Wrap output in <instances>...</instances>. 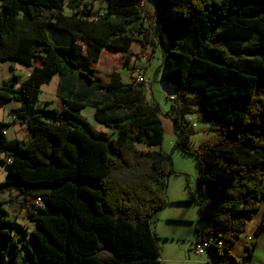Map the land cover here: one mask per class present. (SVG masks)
Wrapping results in <instances>:
<instances>
[{
  "label": "trees",
  "instance_id": "obj_1",
  "mask_svg": "<svg viewBox=\"0 0 264 264\" xmlns=\"http://www.w3.org/2000/svg\"><path fill=\"white\" fill-rule=\"evenodd\" d=\"M91 1L105 3L104 12ZM145 1L167 42L160 69L177 92L176 145L199 164L204 228L196 243L213 235L211 259L251 262L255 243L240 259L232 251L264 202V0H0V63L32 68L22 83L14 74L0 87V108L20 103L12 115L31 133L9 140L0 120L8 169L0 182V264H160L152 218L168 204L174 173L171 155L153 149L164 138L162 112L144 85L125 83L118 71L103 83L95 68L105 49L128 67L133 42L152 28ZM56 76L62 109L37 107ZM87 107L115 138L82 117ZM189 115L215 123L218 140L192 149ZM12 192L19 208L31 202L29 240L1 198Z\"/></svg>",
  "mask_w": 264,
  "mask_h": 264
},
{
  "label": "rangeland",
  "instance_id": "obj_2",
  "mask_svg": "<svg viewBox=\"0 0 264 264\" xmlns=\"http://www.w3.org/2000/svg\"><path fill=\"white\" fill-rule=\"evenodd\" d=\"M91 2H93L95 12H104L105 3L98 1ZM143 9H146L145 5H143ZM67 13L69 12L67 11ZM146 22H148L147 24H152L148 19H146ZM164 45V42L158 45L155 57L151 60L150 72L149 74L145 73L146 79L150 83V87H146L145 89V96L147 101L152 105H158L162 112L161 119L164 122L165 132L163 142L156 147V151L171 155L174 173L169 174L166 181V196L169 205L155 213L152 218V230L160 238L162 264H200L199 262L209 264L211 260L206 261V254L199 256L195 251L198 231L201 232L204 228L198 205L201 201L200 190L197 186L199 164L193 155L182 152L176 145L178 139L182 136V132L175 127L172 119L176 116V113L175 104L170 98L171 96H177L176 89L174 86L164 82L161 76L160 67L164 54ZM140 48L141 45L136 43L133 50L139 52ZM148 48L150 52L153 51L151 46H148ZM148 58L149 62L150 57L148 56ZM133 59L138 60L137 58ZM123 63L124 59L120 54L105 49L102 60L96 64L99 79L105 78L107 76L106 73H109L113 66L114 70L122 72L125 82L130 83L133 81V78L130 77L131 73L128 67H123ZM146 63L140 67H144ZM141 64L142 62H139V65ZM11 66L14 69L13 72L10 69ZM141 70L144 69L141 68ZM30 72L31 68L23 64L13 61H3L0 63V87L9 83L14 74L20 77L19 83H22L29 77ZM64 98L65 95L61 94L58 90V80L53 79L49 85L43 86L37 107L61 110ZM4 115L5 117H3ZM81 115L94 130L98 132L106 131L114 138L117 136L111 129H107L95 120L94 109L92 107H87L82 111ZM0 118L7 120V115L1 110ZM188 120L194 129V134L190 138V147L192 149H197L201 144L214 143L216 141L215 138L218 135L214 131L207 130L215 126V123L203 121L198 115H189ZM17 132L15 127H12L9 129L8 137L19 140L31 139V133L26 126H23ZM6 175V164L0 162V182L5 181ZM4 198H9V195ZM5 201L9 202L8 200ZM11 209V211L15 209L16 212H21L17 206L11 207ZM251 243H255L256 245L251 260L252 264H264V202L252 218H246L245 232L236 239V245L232 251L233 255L238 259L244 257L246 246ZM188 254H191L193 260L182 262V259L187 258ZM166 258H170L168 259V263L165 262Z\"/></svg>",
  "mask_w": 264,
  "mask_h": 264
},
{
  "label": "crops",
  "instance_id": "obj_3",
  "mask_svg": "<svg viewBox=\"0 0 264 264\" xmlns=\"http://www.w3.org/2000/svg\"><path fill=\"white\" fill-rule=\"evenodd\" d=\"M144 5L146 6V9L144 10V13L146 15L148 14L147 15V19L150 20V22H152V24H151L152 25V28L151 29L149 28L150 23L147 24L148 23L147 22L145 26H146V28H149V32H147V34L145 36L138 37L137 40L134 41L133 44H132L131 52L133 53V57L131 58V61H130L129 65H128V70H130V73H131L130 74V77L133 78V79L135 77L136 71H138V70H140V71H142L144 73L149 74V72H150L149 67H150V64H151V60L155 57V53L157 52V47H158V45L161 44V42L162 43L163 42L165 43L164 50H167V42H166L165 36L163 34H161V30L159 28L154 29V18H155V7H154V5L152 3H150L149 1H145V4ZM159 34H160L161 37L159 36ZM136 43H139L141 45V48H140L141 50L139 52H135L133 50L134 49V45ZM148 46H151L152 47V50H153L152 52L149 51ZM103 52H104V50H103ZM103 52H102V55H101V59L100 60H102ZM148 56L150 57V61L149 62H148V60H149ZM133 58H137L139 61L136 60V59H133ZM139 62H142V64L139 65ZM145 63H146V65L144 67H140V66L144 65ZM123 67H126L125 66V61L123 63ZM95 68H96V71H97L96 65H95ZM141 68H143L144 70H141ZM114 71L120 72L121 77H122V80L125 82V80H124V78L122 76V72L119 71V70H114L113 66H112L110 72L109 73H106L107 76L105 78H100L99 79V77H98L99 74L97 72V74H96L97 79L100 80L103 83H108L109 78H110L111 74ZM31 72H32V68H31ZM31 72H30V74H31ZM57 77L58 76L54 77V79H57L58 80V86H59L60 78L59 77L57 78ZM132 82L133 81H131L130 83H132ZM125 83H129V82H125ZM42 89H43V87H42ZM19 107H20V103H18L16 101H13V102L7 103L4 107L0 108V110L4 114L7 115V120L1 119V118H0V120L2 122H4V123H6V124L9 125L8 127L5 128V133H6L7 138L9 140H13V139H10L8 137V135H9V129H11L12 127H15V130L19 132L22 129L23 126H26L23 123L22 120H20V119L14 120V116L12 115V111L15 110V109H17V108H19ZM3 117H5V115ZM163 125H164V122H163ZM216 126L217 125L215 124V126H213L211 128H208L207 130L212 132L213 131V128H215ZM170 127L172 129V126L171 125H170ZM215 140L217 141L218 140V137L215 138ZM216 141H214V142H216ZM153 149L156 150V148H153ZM0 162L5 163L4 155L1 152H0ZM8 195H9V198H4V197H6ZM11 195L9 193H7V194L2 195L1 198H3V201L8 200L9 202L11 200L12 201L14 200L13 203H9L8 202V204L5 207L10 210V214L14 218H17L18 223L23 226V230H19L18 231L19 237L21 236V238H23V240H29V239H31V233L36 228L35 223H33V222L30 221V219L28 218V214H27V209H28V207H31V202H27L26 204H23V207L22 208H19L17 204L21 203V197H19L16 192H12ZM167 205H169V202H168ZM15 206H17L21 210V212L18 213V212L15 211V209L13 210L14 212L11 211L12 210L11 207L14 208ZM168 259H170V258H166L167 261L165 260V262L168 263ZM205 259L208 262V260H210L211 257L208 254H206ZM192 260H193V257L191 256V254H188L187 258L182 259V262H187V261H192ZM199 263L200 264H204L203 262H199ZM160 264H162L161 261H160ZM249 264H252V261L249 262Z\"/></svg>",
  "mask_w": 264,
  "mask_h": 264
},
{
  "label": "built area",
  "instance_id": "obj_4",
  "mask_svg": "<svg viewBox=\"0 0 264 264\" xmlns=\"http://www.w3.org/2000/svg\"><path fill=\"white\" fill-rule=\"evenodd\" d=\"M144 5V2L141 3V6L143 7ZM133 83L134 84H141V85H144L145 87H150V83L149 81L146 79V76H145V73L138 70L136 71L135 73V77L133 79ZM172 101H178V98L176 96H171L170 98ZM182 104V103H180ZM15 120V118H14ZM8 162L10 163V160H8ZM201 201H203L202 198H200ZM40 203V199H37L36 200V204L39 205ZM216 242V239L215 237L212 235L210 236H207L205 238V240L201 241V242H197L195 244V251L196 253L199 255V256H203L207 253V250L209 249V246L213 243ZM219 246L222 245V241H218L217 242ZM209 264H230L229 262H227L226 260H221V259H211L210 263Z\"/></svg>",
  "mask_w": 264,
  "mask_h": 264
}]
</instances>
